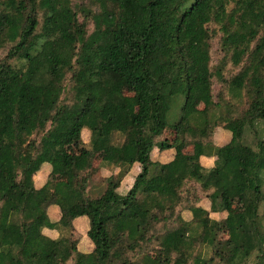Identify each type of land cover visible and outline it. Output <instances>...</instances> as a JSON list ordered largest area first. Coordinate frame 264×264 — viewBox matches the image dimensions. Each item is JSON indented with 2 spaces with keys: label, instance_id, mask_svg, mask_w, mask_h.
I'll return each instance as SVG.
<instances>
[{
  "label": "trees",
  "instance_id": "16d2710c",
  "mask_svg": "<svg viewBox=\"0 0 264 264\" xmlns=\"http://www.w3.org/2000/svg\"><path fill=\"white\" fill-rule=\"evenodd\" d=\"M0 264H264V0H0Z\"/></svg>",
  "mask_w": 264,
  "mask_h": 264
},
{
  "label": "crops",
  "instance_id": "0c3cea01",
  "mask_svg": "<svg viewBox=\"0 0 264 264\" xmlns=\"http://www.w3.org/2000/svg\"><path fill=\"white\" fill-rule=\"evenodd\" d=\"M228 136L230 137V134L228 133ZM231 139V137H230ZM216 141V139H215ZM230 141V140H229ZM228 141V143H229ZM226 143V144H228ZM218 144V142H217ZM224 144V145H226ZM219 145V144H218ZM219 146H223V145H219ZM189 152L192 151V149L188 150ZM153 157L158 159L160 162H163V163H167V162H170L174 159V156H175V151L174 150H167V151H164V152H160L158 149H155L152 153ZM201 163L204 167L206 168H211L214 166V163H215V158H210V157H202L201 159ZM139 166H135L134 167V170L136 173L139 172ZM51 168L49 166H46V169L44 171H41L40 174L38 176H41L42 175H45L46 173L49 175L51 173ZM127 180H130L129 183H127ZM39 181V180H38ZM47 181V176H45L43 178V180H40L39 182H37V178L35 179V186L36 187H41L45 182ZM133 182V178L131 176H128L124 181H123V184H126V185H129L131 186ZM128 186V187H129ZM201 206L206 209L207 211H210V208H211V205H210V202L208 200H204L201 204ZM51 216L53 219L55 220H58L60 218V210L56 207H53L51 208ZM210 216L211 218L213 219H216V220H222V219H225L227 217V213H210ZM187 217L189 218L190 216L187 215ZM220 217V218H219ZM75 228H76V231L77 230H84V235L85 237L87 238H82V240H80V243H79V249L82 251V252H85V253H89L93 250V243L90 241V239L88 238L87 236V232H88V220L87 218L85 217H82V218H79L75 221ZM46 233H51L50 235L55 236L54 233L52 232H48V231H45ZM88 242H90V244H88Z\"/></svg>",
  "mask_w": 264,
  "mask_h": 264
},
{
  "label": "rangeland",
  "instance_id": "374dc122",
  "mask_svg": "<svg viewBox=\"0 0 264 264\" xmlns=\"http://www.w3.org/2000/svg\"><path fill=\"white\" fill-rule=\"evenodd\" d=\"M217 86L215 87V90H217ZM124 90L128 92V94H132V92L129 90V88H125L124 87ZM89 136H90V133H88L87 130H84L81 134L77 135V136H74L70 139L69 143H68V147H69V150H71V152L73 154H79L80 151H81V148H80V142L78 143V140H83L85 143H88L89 142ZM166 136L163 137V139H165ZM214 139H216V142H218L219 145H224L226 143H228V141L230 140V137L228 136V132L223 130V129H218L215 133V136H214ZM157 140H161L159 137L157 138ZM76 142H77V146L75 148V145H76ZM103 158V154H99L95 160V166H98L100 165L101 163V160ZM115 171H112V170H103L102 173H100L102 176H108V175H111L112 173H114ZM40 174V173H39ZM39 174H37V176L35 177V179L37 178V182H39L40 180H43V178L45 176H47V180L49 178V175L46 173L45 175H42L41 176H38ZM61 177V176H60ZM39 180V181H38ZM130 180H127V183H129ZM220 218V217H219ZM84 230H77V233L75 234L76 238H80V240H82V238H86L85 235H84ZM226 238L227 236L224 235ZM87 239V238H86ZM88 244H90V242H88Z\"/></svg>",
  "mask_w": 264,
  "mask_h": 264
}]
</instances>
